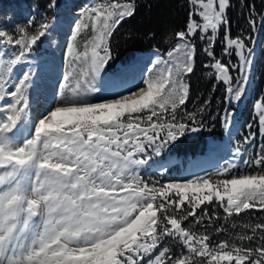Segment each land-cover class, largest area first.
<instances>
[{
    "label": "snow or ice",
    "instance_id": "obj_1",
    "mask_svg": "<svg viewBox=\"0 0 264 264\" xmlns=\"http://www.w3.org/2000/svg\"><path fill=\"white\" fill-rule=\"evenodd\" d=\"M190 3L186 28L176 33L178 43L167 59L157 55L135 87L113 91L103 100L94 97L113 58L111 38L135 15L137 4L96 0L86 7L64 55L66 92L32 122L27 136L22 126L29 121L34 74L24 71L14 83L10 76L51 25L30 19L16 35L0 30V45L18 47L12 58L0 60V264H264V218L244 223L250 231L235 233L232 242L210 243L203 223L205 218L208 224L220 219L217 208L225 214V224L249 210L264 213V149L245 162L247 169L229 161L213 172L165 184L136 173L146 162L138 153L151 148L159 155L186 134L203 129L196 112H177L189 97L186 77L194 72L196 55L192 37L207 42L204 52L211 61L204 67L214 69L215 79L226 85L228 102H240L246 93L251 49L230 34V0ZM255 23L250 13L249 24ZM89 28L91 36L78 50V37ZM221 28L224 54L230 57L234 48L239 65L222 62L213 51ZM181 50L182 55H174ZM230 68L241 78L234 80ZM257 107L264 130V101ZM231 115L223 116L226 129ZM205 204L213 205V215L202 208ZM256 219L249 216V221ZM231 227H237L235 221ZM214 230L225 228L221 224ZM168 239L184 251L174 254Z\"/></svg>",
    "mask_w": 264,
    "mask_h": 264
},
{
    "label": "trees",
    "instance_id": "obj_2",
    "mask_svg": "<svg viewBox=\"0 0 264 264\" xmlns=\"http://www.w3.org/2000/svg\"><path fill=\"white\" fill-rule=\"evenodd\" d=\"M137 10L134 16L126 18L114 31L110 41L112 50V60L106 73L115 74L120 71L125 65L130 64L132 60L139 54L151 52L153 50L160 54H166L170 48L177 41L176 33L184 30L189 17V10L192 5L189 0H135ZM250 13L255 18V27L249 24ZM264 0H230V7L227 10V17L230 20V34L233 38L241 37L244 39L247 48H250L254 37L257 33L259 24L262 25V34L259 40V56L264 57ZM91 29L87 31L79 41H82L90 36ZM192 43L196 47L195 67L194 72L186 77L189 83V97L185 105L177 110L178 113H197V119L203 123V129L197 133H188L180 140L171 145L169 155L175 159L180 160L179 163L173 164L171 169L174 170L171 176L176 180L183 169V165L190 160L203 155L209 146V142L213 140H222L224 134L223 116L227 109H234L227 99L226 85L221 81L215 79L213 69L206 68L204 65L209 64L211 58L206 55L204 48L207 46L206 41L199 39V36L191 38ZM224 29L219 30L215 40V47L213 49L217 58L222 62L227 63L224 55ZM137 58V57H136ZM135 58V59H136ZM134 59V60H135ZM235 59V57H234ZM259 59V58H258ZM258 59H255V66L258 65ZM133 60V61H134ZM230 74L234 80L238 79L237 76L231 71ZM254 76V71H253ZM250 94L246 99L239 115V129L235 134V140L231 146L234 149L241 148L245 144V137L248 136V130L253 126L255 137V145L248 156L247 161L256 158L259 153L257 147L264 146V135L258 136L259 132L256 129V121L251 113L246 112ZM204 108L203 112H198V109ZM179 118V117H178ZM247 126L249 128L247 129ZM243 138V139H242ZM264 149V148H263ZM248 165L244 168L247 169ZM145 181H158L160 184H165L164 173L154 170L147 175L140 171L138 173ZM160 178V181H159ZM159 198V197H158ZM215 204V201H213ZM187 207V205H185ZM202 208H207L210 215H213V205L205 204ZM216 213L220 219H214L213 223L208 224L207 218L203 222L207 225V233L211 239L220 233L215 232V228L224 225L225 231L232 221L236 224L240 223L239 220L229 218V223L225 224L223 216L225 215L222 209L217 208ZM201 214V209H197V215ZM246 216H254L257 219L251 223H258L257 221L263 213L257 211H248ZM194 219L189 217V220ZM188 221H185L182 226H187ZM197 230L200 232L205 231L203 225H197ZM219 239V238H218ZM217 239V240H218ZM215 240V239H214ZM219 241V240H218ZM167 245L173 249V253L179 254L184 248L177 241L167 240Z\"/></svg>",
    "mask_w": 264,
    "mask_h": 264
},
{
    "label": "rangeland",
    "instance_id": "obj_3",
    "mask_svg": "<svg viewBox=\"0 0 264 264\" xmlns=\"http://www.w3.org/2000/svg\"><path fill=\"white\" fill-rule=\"evenodd\" d=\"M95 2L96 0H0V30H5L9 33H12L13 35H16L18 27L26 25L30 19H35L37 22L41 20H47L51 25L46 36L43 37L41 41H38L33 47L32 51L28 54L27 60L14 66L13 72L10 76L11 83H14L17 78L21 77L24 71L31 70L34 74L33 83L29 89V121L27 127L22 126L24 136L29 134L32 122L40 117V108L42 106V101L44 100L43 95H50V99L48 101L49 105H47L45 109V111H47L49 108H52L56 105L61 93L66 92V89L64 88V76L68 70V66L65 62L64 55L67 43L70 40L74 25L78 22L82 11L90 4ZM50 5L52 6L50 7ZM195 18L199 19L198 17ZM259 29L262 30L261 24L258 26V30ZM220 30L222 31L223 28ZM86 34L87 33H82L81 37H78V41ZM256 34H258V32ZM56 36L61 38V48L52 51L47 41ZM177 43L178 41L175 43V45ZM175 45H173L171 49L174 48ZM253 47L255 48L256 59H259L258 65L254 68L250 100L246 112H248V114L251 113V116L254 117L257 126L256 129L259 132L258 136H262L264 135V130H262L261 125L259 124L260 109L257 107V104L264 101V57L263 55L259 56V44L257 45V43H253L252 47H250L251 51L253 50ZM0 48H4L5 53H7H0V60L5 61L12 58V51H18V47L16 49H12L10 46L0 45ZM82 49L83 46L81 50ZM232 52L233 55L230 57L225 56V60L227 63L230 61L231 64L239 65V58L234 54V48L232 49ZM166 54H160L159 52L153 50L151 52L144 53V55L139 58L138 63L141 62V67L146 66L148 68L151 63L155 61L157 55L167 59ZM121 70L124 71V69ZM123 71H119L118 74L121 73L122 75ZM233 72L239 79L241 75L240 72ZM107 75L110 74L106 73L103 75L101 80L97 83V87L100 90L96 93V96L94 97L95 99L103 100L105 97L110 96L113 93L111 88H114V85L112 84L114 81L107 82ZM133 87H135V84L134 86L131 84H129V86H127V84H122L117 88H120L119 90L115 88L114 91H123L124 89L126 90L127 88ZM8 89L11 90L10 85L8 86ZM3 103L4 102L1 101L0 106H3ZM230 105L233 106V104ZM233 107L238 110V106ZM227 111L232 114L229 122L232 128H227V139L224 138L222 140L210 141L207 152L202 156H197L199 157L197 160H189L185 165H183V169L176 180L171 176L174 173L173 169L167 173L173 164L176 162L179 163V160L169 155L168 151L170 150L171 145L162 149L159 155H156L151 148H149L145 153H138L137 158L145 160L146 162L137 168L136 173L138 174L140 171H143L147 175L151 171L158 170L159 172L164 173L165 183H168L183 181L197 174L204 175L205 173L213 172L216 168L225 165L229 161H234L241 169H245V162L248 160V156L255 145L254 141L256 136L252 134L253 126H251V130H248L247 137H249V142L243 144L240 148V152L237 153L236 149L231 146L232 142L235 140V134L230 135V132H232L234 127L237 126L236 123L238 124V111L230 108L227 109ZM248 128L249 126H247V129ZM263 148L264 146L257 147L259 150L258 152L260 153ZM223 155H225L224 158L226 159H222ZM171 171L173 173H171ZM246 213L247 212L242 213L239 217H231L233 219L239 220L240 223L237 224V227L232 228L231 224H229L228 228L230 230L223 231L221 233L222 235L214 237L215 240L212 238L210 243L217 242L218 240H228L229 242H232L235 233H244L250 231L249 229L243 227L244 223L253 222L249 221V216H246ZM261 218H264V216H261L257 221H260ZM236 242L239 243V241ZM182 251L183 250H181V252ZM196 259L203 258L196 257ZM224 264H227V262H224Z\"/></svg>",
    "mask_w": 264,
    "mask_h": 264
},
{
    "label": "bare ground",
    "instance_id": "obj_4",
    "mask_svg": "<svg viewBox=\"0 0 264 264\" xmlns=\"http://www.w3.org/2000/svg\"><path fill=\"white\" fill-rule=\"evenodd\" d=\"M48 42V44H49V46H50V49L52 50V51H55V50H57L58 48H61V38L59 37V36H56V37H54V38H52L51 40H49V41H47ZM255 53V48L253 47V50L251 51V58H252V64H253V58H254V54ZM142 55H144V54H139L138 56H137V58L134 60V61H132L130 64L128 63V65L126 66H124L125 68H123L124 69V71L123 70H121V71H123V73H122V75H121V73L120 74H118V73H116V74H114V75H107L106 76V81L107 82H112V81H114L112 84L114 85L113 87L114 88H111L112 89V92L114 91V89L116 88H118V87H120V85H122V84H127V86H129V84H131V85H133L134 86V84H135V86H136V84L137 83H139L140 81H141V79H142V76L145 74V70L147 69V67L146 66H143V67H141V62L140 63H138V61H139V58L142 56ZM174 55L175 56H180V55H182V50L180 51V52H174ZM252 64H251V66H252ZM120 71V72H121ZM250 71H251V69H250ZM118 74V75H117ZM124 75V76H123ZM125 79V80H124ZM123 80H124V83H123ZM129 83V84H128ZM124 86V85H123ZM120 89V88H119ZM119 89H117V90H119ZM125 90V89H124ZM121 91V90H120ZM166 92H167V89L165 90ZM43 97H44V100L42 101V106H41V108H40V116L41 115H43L46 111H45V109H46V107H47V105H49L48 103V101H49V99H50V95H48V94H45V95H43ZM1 102V101H0ZM239 103H242V100L240 101V102H238V104ZM236 125H238L237 123H236ZM237 126H235L234 127V129H233V131L232 132H230V135L231 134H234V132L236 131V128ZM228 128H232V126H231V124H229V127ZM225 139H227V129L225 128ZM229 135V136H230ZM197 158H199V157H197ZM197 158H194V160H197ZM224 159H226V158H224ZM191 160H193V159H191ZM190 160V161H191ZM227 161V160H226ZM208 164V163H207Z\"/></svg>",
    "mask_w": 264,
    "mask_h": 264
},
{
    "label": "water",
    "instance_id": "obj_5",
    "mask_svg": "<svg viewBox=\"0 0 264 264\" xmlns=\"http://www.w3.org/2000/svg\"><path fill=\"white\" fill-rule=\"evenodd\" d=\"M261 32H262V30L259 29L258 34H257V36L255 37V40H254V43L255 44L256 43L257 44L259 43V39H260V36H261ZM255 58H256V55H254V58H253V64L251 66V71H250V75H249V79H248V85H247L246 93H245L244 97L242 98V103H239L240 105H238V103H236L235 101H233L232 103H229V104H233V106H238V113L240 112V110H241V108H242L245 100L247 99V97H248V95H249V93L251 91V84H252V79H253V66H254V60H255ZM240 78H241V75H240L239 79ZM227 112H229V111H227ZM238 128H239V126L237 125V129L234 132V134L237 132ZM225 133L226 132H224L223 138H225ZM224 156L225 155L222 156V159H224Z\"/></svg>",
    "mask_w": 264,
    "mask_h": 264
}]
</instances>
